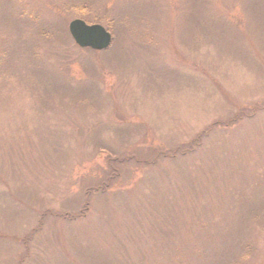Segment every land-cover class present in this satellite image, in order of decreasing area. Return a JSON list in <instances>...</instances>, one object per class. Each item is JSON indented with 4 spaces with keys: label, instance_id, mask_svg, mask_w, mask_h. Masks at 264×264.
Returning a JSON list of instances; mask_svg holds the SVG:
<instances>
[{
    "label": "rangeland",
    "instance_id": "374dc122",
    "mask_svg": "<svg viewBox=\"0 0 264 264\" xmlns=\"http://www.w3.org/2000/svg\"><path fill=\"white\" fill-rule=\"evenodd\" d=\"M0 264H264V0H0Z\"/></svg>",
    "mask_w": 264,
    "mask_h": 264
},
{
    "label": "water",
    "instance_id": "95a60500",
    "mask_svg": "<svg viewBox=\"0 0 264 264\" xmlns=\"http://www.w3.org/2000/svg\"><path fill=\"white\" fill-rule=\"evenodd\" d=\"M68 32L73 42L80 48L105 50L112 42L111 33L101 24H88L80 18L68 23Z\"/></svg>",
    "mask_w": 264,
    "mask_h": 264
},
{
    "label": "trees",
    "instance_id": "16d2710c",
    "mask_svg": "<svg viewBox=\"0 0 264 264\" xmlns=\"http://www.w3.org/2000/svg\"><path fill=\"white\" fill-rule=\"evenodd\" d=\"M77 11H79V12H85V10H86V6H85V4H83V5H81V6H79V7H74ZM80 16L81 15H83V14H79ZM108 30H110V29H108ZM168 155L170 154V153H167ZM113 175H114V173H113ZM96 190H100V192H103V191H106V189H107V185H102V186H100V185H98V186H96V188H95ZM88 190H91V188H89ZM87 190V191H88ZM86 206H83V208L81 209V211H80V214L81 215H83L84 213H86ZM69 215L68 214H65V217H68Z\"/></svg>",
    "mask_w": 264,
    "mask_h": 264
}]
</instances>
